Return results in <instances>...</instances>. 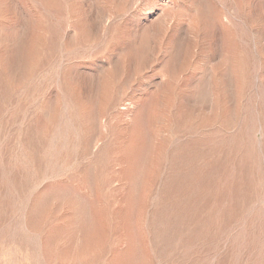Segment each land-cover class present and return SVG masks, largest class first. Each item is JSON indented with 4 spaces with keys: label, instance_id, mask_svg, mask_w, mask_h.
I'll use <instances>...</instances> for the list:
<instances>
[{
    "label": "rangeland",
    "instance_id": "1",
    "mask_svg": "<svg viewBox=\"0 0 264 264\" xmlns=\"http://www.w3.org/2000/svg\"><path fill=\"white\" fill-rule=\"evenodd\" d=\"M0 264H264V0H0Z\"/></svg>",
    "mask_w": 264,
    "mask_h": 264
}]
</instances>
